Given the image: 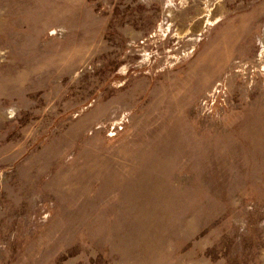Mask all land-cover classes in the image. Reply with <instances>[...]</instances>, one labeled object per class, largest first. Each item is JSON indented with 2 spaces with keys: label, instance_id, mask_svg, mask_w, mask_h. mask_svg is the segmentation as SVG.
I'll return each mask as SVG.
<instances>
[{
  "label": "rangeland",
  "instance_id": "rangeland-1",
  "mask_svg": "<svg viewBox=\"0 0 264 264\" xmlns=\"http://www.w3.org/2000/svg\"><path fill=\"white\" fill-rule=\"evenodd\" d=\"M0 264H264V0H0Z\"/></svg>",
  "mask_w": 264,
  "mask_h": 264
}]
</instances>
